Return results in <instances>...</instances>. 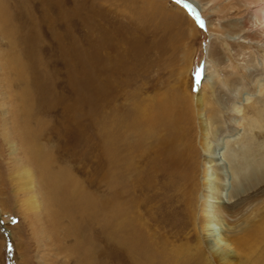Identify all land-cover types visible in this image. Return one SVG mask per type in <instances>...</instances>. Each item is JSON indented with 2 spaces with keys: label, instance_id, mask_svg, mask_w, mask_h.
I'll return each instance as SVG.
<instances>
[{
  "label": "rangeland",
  "instance_id": "374dc122",
  "mask_svg": "<svg viewBox=\"0 0 264 264\" xmlns=\"http://www.w3.org/2000/svg\"><path fill=\"white\" fill-rule=\"evenodd\" d=\"M241 1L0 0V264L143 263L142 256H131L116 243L112 207L116 200L123 203L127 193L119 185L124 196L114 195L111 156L106 151L111 146V130L115 127L123 134V123L131 121L132 111L140 105L158 106L174 92L195 100L208 93L207 87L213 83L220 96L230 94L236 104L241 105L245 96L253 99L256 83L264 82V46L257 40L264 39V25L260 18L252 17L256 31L251 34L256 39L250 42L251 36H241L238 26L247 14ZM12 58L19 59L12 62ZM234 66H239L235 74L239 79L244 73L252 78L250 82L244 79V85L236 89L224 85ZM222 110L220 123L225 127L218 130V140H212V145L220 152L214 167L221 166L225 175L219 198L224 209L256 189H235L232 184L221 141L242 136L243 128L234 121L243 111L236 115L227 106ZM199 117L205 118V113L186 125L191 127L188 140L195 144L198 188L201 147L195 126ZM28 138L35 140L32 149L38 146L49 152L53 170L63 169L70 176L66 186L70 191L66 192L72 195L66 194L65 204L40 191L39 158L35 161L24 155ZM9 142L20 145L16 149L19 159L9 153ZM124 155L125 151L121 152L118 160ZM135 158L139 172L147 167L144 157ZM20 163L36 173L40 213L22 209L20 199L25 196L13 185V173ZM145 177L141 178L147 180ZM136 193L135 198H143L137 199L136 214L142 210L140 215L143 213L149 230L145 234L160 236L162 229L150 224L155 212L145 201L147 195ZM80 195L88 196L85 208L76 204ZM132 200L129 203L134 206L136 199ZM222 214L225 227L236 224L239 217L232 212ZM186 231L170 232V237L165 232L162 239L169 238V247L178 245L186 241ZM189 233L195 230L190 227ZM189 242L188 264H211L208 253L201 258L200 245Z\"/></svg>",
  "mask_w": 264,
  "mask_h": 264
},
{
  "label": "bare ground",
  "instance_id": "6f19581e",
  "mask_svg": "<svg viewBox=\"0 0 264 264\" xmlns=\"http://www.w3.org/2000/svg\"><path fill=\"white\" fill-rule=\"evenodd\" d=\"M241 5L245 8L247 14L239 24L238 31L239 33L242 32L241 36L246 39L251 36L250 39L248 38L251 42L256 39L252 38L251 34L256 31L251 25V18L255 16L257 19L260 18L264 25V0H242ZM252 9H254L253 15L248 16V12ZM257 40L258 42L261 41L264 46V39ZM219 49L216 52L217 54L220 53ZM10 55L12 56V54ZM14 59L12 58V62ZM20 60L17 61L21 63ZM16 65L19 64L16 63ZM16 65L13 66L16 68ZM15 68L12 70L15 71ZM238 70L239 66H234V73L228 74L224 85L236 89L240 84L244 85V79L247 82L252 80L249 73H244L239 79L235 75L236 72H239ZM14 73L16 74L17 71ZM18 74L20 76L19 72ZM207 89L208 93L203 96L197 95L195 100L194 98L188 100L183 94L182 96L178 92H174L171 97H168L163 103H159L158 106L140 105L138 109L135 108V112L132 111L134 117L131 121L126 120L123 123L124 125L126 123V127L121 135L115 130L114 126V128L112 127L111 146L108 145L109 148L106 151L111 156L114 195L118 198L119 185H122L127 193L124 201L122 200L123 203L117 202L118 200L115 198L117 204L112 207V219L115 220V232L117 231L116 243L124 246L131 256L133 254L142 256L143 263L141 264H188V254L186 252L190 248L189 240L195 241V245H200L201 258H204L205 252L208 253L211 264H264V82L256 83V98H254L255 96L253 99H251V96L244 97L241 103L244 108H241L240 104H236L237 101L234 103L230 94L227 93V98L220 96L214 83L212 86H208ZM220 104H223V107ZM226 106L227 109L234 111L236 115L243 111L240 116L235 115V117L233 114V117L237 119L234 121L237 123L236 125L241 126L244 130L242 136L238 137L239 135H237L232 140L227 138L221 141L224 142L222 155L228 162L232 184H235V189L243 187L248 190V188L254 187L256 191L252 189L250 192H246L241 195L239 202L223 209L219 205V198L224 188L222 180H224L225 175L221 166L218 167L219 169L215 168V164L220 159V156H217L220 152H216L212 140L216 139L217 141L218 130L225 127L220 123V118L223 115L221 114L222 108L224 109ZM202 111L206 117L203 119L201 117L197 118L198 126H195L197 132H200L201 147V153L197 154V157H201L200 187L198 188L197 175L195 174L197 167V158L194 157L195 144L188 140L187 132H190L191 127H186V125L193 123L195 117L200 115ZM124 116H126L125 113ZM123 120L125 119L122 116ZM22 138L25 139L24 135ZM18 140L20 141V139ZM34 141L29 139V142H26L25 148L27 150L24 155L26 154L28 159L30 157L35 158V161L39 158L40 171H38L39 175L37 176L39 179L38 187L41 188L39 190L42 193H47V196L51 197L54 202L65 204L66 194L68 193V196L72 195L66 187L70 181L68 180L70 176L68 177L67 172L63 169L53 170V158L43 148L41 150L40 147L36 146L32 149ZM30 142L33 143L29 144ZM17 146L20 147L16 142H9V153L14 154L16 159H19L20 156L16 155ZM123 151H125V155L121 160H118V155ZM32 152H35L36 155H32ZM135 156L144 157L143 161L148 164L145 169L140 165L143 169L140 172L136 166ZM35 174L32 167L20 163L13 173V185L17 193L25 196L20 199L21 205H23L22 209L40 213L42 205L36 192L38 187ZM145 175L147 180L141 178ZM259 188L261 189L257 191ZM66 190L69 191L66 192ZM136 192H144L147 195L145 201L155 212L150 224L154 223L162 229V233L160 236L158 235L160 239L157 235L155 236L158 238H155L154 235L148 234V225L141 217L143 213L140 215L142 210L136 214L139 211L137 208L139 205L136 204L137 199L142 197L135 198L134 193L136 195ZM85 194L87 195L86 192ZM223 195L225 196V194ZM84 198L83 195H80L79 199H75L78 200L76 204L81 205L82 208H85V204H88L87 201H84ZM132 198L136 199L134 206L129 203V201H133ZM92 199L90 198V200ZM93 200L92 202L95 201ZM67 205L69 204L67 203ZM149 205L144 203L143 206L149 207ZM95 206L97 205H94L93 209ZM51 208L50 206L49 209ZM71 209L76 210L74 206H71ZM222 211L239 215L238 219H235L236 224L225 227ZM89 214L90 212H88ZM88 215L86 214V218ZM150 224L149 226H151ZM190 227L195 230V233H189ZM154 229L156 230L155 226ZM177 230H188L186 231L187 239L183 243L174 245L175 247L173 245L169 247L168 237H170V232ZM145 232H148L147 235ZM165 232H169L168 240L162 239L164 238L163 235L166 236ZM160 258H163V260Z\"/></svg>",
  "mask_w": 264,
  "mask_h": 264
},
{
  "label": "water",
  "instance_id": "95a60500",
  "mask_svg": "<svg viewBox=\"0 0 264 264\" xmlns=\"http://www.w3.org/2000/svg\"><path fill=\"white\" fill-rule=\"evenodd\" d=\"M200 75V74H199Z\"/></svg>",
  "mask_w": 264,
  "mask_h": 264
}]
</instances>
